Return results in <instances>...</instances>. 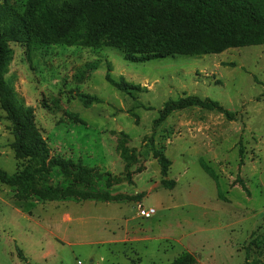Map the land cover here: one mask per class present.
<instances>
[{
	"label": "rangeland",
	"instance_id": "rangeland-1",
	"mask_svg": "<svg viewBox=\"0 0 264 264\" xmlns=\"http://www.w3.org/2000/svg\"><path fill=\"white\" fill-rule=\"evenodd\" d=\"M9 46L5 79L35 110L50 157L102 176L67 179L53 168L21 197L14 177L29 163L11 146L0 104V264H169L186 251L198 264H264V44L139 63L113 46ZM108 73L137 90H118ZM79 94L99 101L87 106ZM188 96L235 118L193 106L155 127L168 101ZM121 133L138 158L131 181ZM154 147L171 161L172 189ZM49 191L59 197L44 199ZM142 206L156 215L142 218Z\"/></svg>",
	"mask_w": 264,
	"mask_h": 264
},
{
	"label": "trees",
	"instance_id": "trees-1",
	"mask_svg": "<svg viewBox=\"0 0 264 264\" xmlns=\"http://www.w3.org/2000/svg\"><path fill=\"white\" fill-rule=\"evenodd\" d=\"M13 42L28 47L39 42L113 46L124 51L128 61L138 63L176 55L220 54L231 48L264 44V0H27L23 6L11 0L0 3V104L12 124L11 146L17 158L29 163L14 180L21 186L20 196L30 198L32 183L37 177H47L53 168H59L67 179L102 175L71 160L50 157L47 141L35 123V110L19 98L5 79L12 60L9 44ZM106 78L127 94L138 88L124 79L114 80L110 73ZM79 98L87 106L99 101L84 94H79ZM193 106L217 111L230 120L235 118V113L217 101L188 96L168 101L155 127L173 112ZM121 134L124 138L119 150L131 181V168L138 158L135 149L125 144L127 135ZM154 154L161 166L162 185L174 188L175 181L168 179L171 161L155 147ZM205 170L216 179L210 167L205 166ZM108 185L111 186L110 180ZM241 186L247 191L244 182ZM81 194L73 191L72 195ZM42 196L56 199L59 193L49 191ZM169 264H198V258L186 251Z\"/></svg>",
	"mask_w": 264,
	"mask_h": 264
},
{
	"label": "built area",
	"instance_id": "built-area-1",
	"mask_svg": "<svg viewBox=\"0 0 264 264\" xmlns=\"http://www.w3.org/2000/svg\"><path fill=\"white\" fill-rule=\"evenodd\" d=\"M140 216L144 219H151L156 215V209L155 208H146V207H140L139 210Z\"/></svg>",
	"mask_w": 264,
	"mask_h": 264
}]
</instances>
